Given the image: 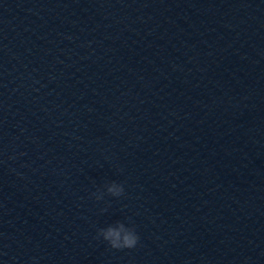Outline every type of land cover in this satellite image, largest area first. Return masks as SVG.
Instances as JSON below:
<instances>
[{"label": "water", "instance_id": "water-1", "mask_svg": "<svg viewBox=\"0 0 264 264\" xmlns=\"http://www.w3.org/2000/svg\"><path fill=\"white\" fill-rule=\"evenodd\" d=\"M0 264H264V0H0Z\"/></svg>", "mask_w": 264, "mask_h": 264}, {"label": "clouds", "instance_id": "clouds-1", "mask_svg": "<svg viewBox=\"0 0 264 264\" xmlns=\"http://www.w3.org/2000/svg\"><path fill=\"white\" fill-rule=\"evenodd\" d=\"M107 192L113 196H121L124 194V186L116 181H112L106 185ZM97 200L103 198V193H93ZM102 236L105 241L113 249L134 248L140 237L135 230V226H127L124 222L118 221L115 224L109 225L106 228L98 229V237Z\"/></svg>", "mask_w": 264, "mask_h": 264}]
</instances>
